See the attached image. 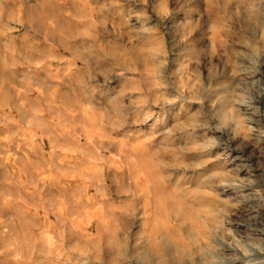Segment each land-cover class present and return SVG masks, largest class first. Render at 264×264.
Returning <instances> with one entry per match:
<instances>
[{
    "label": "rangeland",
    "instance_id": "rangeland-1",
    "mask_svg": "<svg viewBox=\"0 0 264 264\" xmlns=\"http://www.w3.org/2000/svg\"><path fill=\"white\" fill-rule=\"evenodd\" d=\"M62 2L0 0V264H264V0Z\"/></svg>",
    "mask_w": 264,
    "mask_h": 264
},
{
    "label": "bare ground",
    "instance_id": "bare-ground-1",
    "mask_svg": "<svg viewBox=\"0 0 264 264\" xmlns=\"http://www.w3.org/2000/svg\"><path fill=\"white\" fill-rule=\"evenodd\" d=\"M62 1V0H61ZM63 1H65V0H63ZM52 2H53V0H40V5H41V8L39 9V13H40V16H41V18L43 19V20H45L46 18H52V17H56L58 14H61L62 13V9H64L65 8V4H64V2H62L61 3V5H59V6H55V5H53L52 4ZM67 3V2H66ZM114 4H116V3H114ZM45 6H49L50 7V14H48V12L46 11V9H45ZM86 10H88L89 11V13H91V12H96L97 13V11L99 10V11H101L100 10V6L99 7H93V8H91L90 7V5H89V3L88 2H85L83 5H82ZM114 8L116 9V7L114 6ZM22 9V8H21ZM23 10V9H22ZM33 12H36L35 11V9L33 10ZM26 13H29V12H26ZM33 14V13H32ZM20 15V14H19ZM22 15H25V14H22ZM21 15V16H22ZM61 15H63V14H61ZM23 18V17H22ZM24 19V18H23ZM46 24L47 23H45L44 24V26H46ZM53 25V24H52ZM38 28H39V26H37ZM52 27H54V28H56V29H62L63 28V26L61 25V24H59L58 22H54V25L52 26ZM46 31V30H45ZM36 32V31H35ZM48 32V31H47ZM51 32V31H50ZM68 32H70V30H68ZM37 33V32H36ZM51 33H53V32H51ZM39 34V33H38ZM63 34V33H62ZM68 34V33H67ZM53 35H54V33H53ZM56 36V35H55ZM64 36V35H63ZM79 36V35H78ZM50 37V36H49ZM45 38V37H44ZM71 38V37H70ZM57 39H59V38H57ZM76 39V38H75ZM52 41V40H51ZM57 41V40H56ZM61 41V40H60ZM71 41V40H70ZM63 42V41H62ZM67 45V44H66ZM72 47V46H71ZM64 49V48H63ZM69 49V48H68ZM67 50V49H66ZM75 54V53H74ZM82 57V56H81ZM136 58V57H135ZM82 61H83V59H82ZM4 90H5V88H4ZM21 93V92H20ZM3 95V94H2ZM6 96H7V94H6ZM5 96V97H6ZM45 96V95H44ZM5 97H3V98H5ZM53 144V143H52ZM3 162V161H2ZM22 165V164H21ZM20 165V166H21ZM20 168V167H19ZM22 169V168H21ZM25 171V170H24ZM26 174V176H27V173H25ZM16 175V174H15ZM14 175V176H15ZM19 175V174H18ZM77 175H79V174H76V176ZM25 176V177H26ZM42 176V175H41ZM17 177V176H16ZM44 177V176H43ZM46 177V176H45ZM21 178V177H20ZM1 179V178H0ZM15 179V178H14ZM18 179V178H17ZM16 179V180H17ZM42 179V178H41ZM33 180V179H32ZM31 180V181H32ZM38 180V179H37ZM136 180V179H135ZM1 181V180H0ZM38 181H40V179L38 180ZM41 182V181H40ZM44 182V181H43ZM42 182V183H43ZM39 183V182H38ZM14 184V183H13ZM12 183H11V185H13ZM42 185V184H41ZM139 185V184H138ZM21 186V185H20ZM14 187V186H13ZM19 187V186H18ZM15 188V187H14ZM17 188V187H16ZM10 193V192H9ZM3 194V193H2ZM14 194V193H13ZM17 193H15V195H16ZM5 196V195H4ZM13 196V195H12ZM20 196V195H19ZM70 196V195H69ZM8 197V196H7ZM17 197H18V195H17ZM21 197V196H20ZM7 199V198H6ZM59 199V198H58ZM65 199V198H64ZM4 200H5V197H4ZM60 200V199H59ZM62 200H63V198H62ZM74 200V199H73ZM67 202V201H66ZM72 202V201H71ZM13 204V203H12ZM6 205H8V204H6ZM70 205V204H69ZM9 207V206H8ZM3 208H6L5 206L3 207ZM11 208V207H10ZM9 208V209H10ZM66 208V207H65ZM69 208V207H68ZM7 209V208H6ZM9 209H7V211H9ZM2 210V209H1ZM0 210V211H1ZM4 210V209H3ZM11 211H12V209H11ZM14 211V210H13ZM12 211V212H13ZM2 212V211H1ZM4 212H5V210H4ZM71 212V211H70ZM14 213V212H13ZM1 214V213H0ZM18 215V214H17ZM19 216V215H18ZM5 217V216H4ZM12 219V218H11ZM17 219H15V221H16ZM5 221L6 220H4V222H2V223H0V226H5V227H7V228H9V223L7 222V223H5ZM14 222V221H13ZM17 222V221H16ZM22 223V222H21ZM23 223H24V220H23ZM13 226L15 225L14 223L12 224ZM22 226V225H21ZM4 227V228H5ZM16 227V226H15ZM21 228V227H20ZM19 228V229H20ZM24 228V227H23ZM1 230H3V229H1ZM13 231V230H12ZM20 231V230H19ZM2 232V231H1ZM4 233H7V232H4ZM9 233V232H8ZM7 233V234H8ZM13 233V232H12ZM19 233H21V232H19ZM2 235V234H1ZM18 235V234H17ZM9 236V235H8ZM2 237H4V236H2ZM20 237V236H19ZM18 237V238H19ZM7 239V238H6ZM17 239V238H16ZM15 239V240H16ZM70 240V239H69ZM7 241V240H6ZM7 243V242H6ZM15 244V243H14ZM74 245V244H73ZM2 246H4V243H3V245ZM14 246V245H13ZM19 247H21V245L19 246ZM76 247V246H75ZM75 247H73V248H75ZM5 248V247H4ZM3 248V249H4ZM8 249V248H7ZM12 249V248H11ZM6 250V249H5ZM13 250V249H12ZM23 251V250H22ZM12 252V251H11ZM51 254V253H50ZM28 256V255H27ZM54 257V256H53ZM261 256H260V254L257 252L256 254H254V256L252 257L253 259H255V260H258L259 258H260ZM47 258V257H46ZM95 258V257H94ZM101 258V257H100ZM99 258V259H100ZM57 259V258H56ZM96 259V258H95ZM57 261V260H56ZM58 262V261H57ZM263 262V261H262ZM251 263H253V262H251ZM258 263H260V262H258Z\"/></svg>",
    "mask_w": 264,
    "mask_h": 264
},
{
    "label": "crops",
    "instance_id": "crops-1",
    "mask_svg": "<svg viewBox=\"0 0 264 264\" xmlns=\"http://www.w3.org/2000/svg\"><path fill=\"white\" fill-rule=\"evenodd\" d=\"M4 1H14V2H17V1L19 2L20 1L21 2V0H2V2H4ZM33 1H35V0H33Z\"/></svg>",
    "mask_w": 264,
    "mask_h": 264
}]
</instances>
